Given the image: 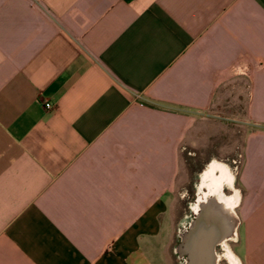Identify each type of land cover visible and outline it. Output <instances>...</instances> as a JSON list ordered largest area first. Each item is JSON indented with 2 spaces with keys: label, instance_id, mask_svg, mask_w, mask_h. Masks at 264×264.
I'll return each mask as SVG.
<instances>
[{
  "label": "crops",
  "instance_id": "obj_1",
  "mask_svg": "<svg viewBox=\"0 0 264 264\" xmlns=\"http://www.w3.org/2000/svg\"><path fill=\"white\" fill-rule=\"evenodd\" d=\"M239 76L234 253L264 264V0H0V264H153Z\"/></svg>",
  "mask_w": 264,
  "mask_h": 264
},
{
  "label": "rangeland",
  "instance_id": "obj_2",
  "mask_svg": "<svg viewBox=\"0 0 264 264\" xmlns=\"http://www.w3.org/2000/svg\"><path fill=\"white\" fill-rule=\"evenodd\" d=\"M247 91L245 77H235L226 82L220 96L206 116L205 139L199 144L187 145L182 151V166L169 215L170 227L165 232V239L159 241L160 246L152 249L153 264H188L189 256L180 252L179 248L184 244L183 235L190 230L191 222L196 217L190 204L197 197L196 184L199 181V174L211 160L228 163L236 176L235 186L239 188L238 172L242 160L245 131L249 125L246 118ZM232 192V189L226 188V193ZM236 240L227 238L226 244L239 257L242 252L241 248L236 246ZM221 241L219 239L216 242L213 240L210 242L214 243V249L222 257L220 264H229L224 256L226 249L219 244ZM210 253L208 252V255Z\"/></svg>",
  "mask_w": 264,
  "mask_h": 264
},
{
  "label": "flooded vegetation",
  "instance_id": "obj_3",
  "mask_svg": "<svg viewBox=\"0 0 264 264\" xmlns=\"http://www.w3.org/2000/svg\"><path fill=\"white\" fill-rule=\"evenodd\" d=\"M213 162L211 160L199 174L196 184L197 197L190 204L196 217L191 222L190 230L183 235L184 244L179 251L189 256L188 264H220L222 257L210 241L221 239L219 244L225 247L224 256L229 264H241L226 244L227 238L235 240L233 232L238 217L236 207H233L237 193L232 178L234 176L230 173L228 164L220 162L224 165L222 171L211 168ZM226 188L232 189L233 192L226 193ZM200 201L203 203L202 207L198 205ZM208 252L211 253L208 255Z\"/></svg>",
  "mask_w": 264,
  "mask_h": 264
},
{
  "label": "bare ground",
  "instance_id": "obj_4",
  "mask_svg": "<svg viewBox=\"0 0 264 264\" xmlns=\"http://www.w3.org/2000/svg\"><path fill=\"white\" fill-rule=\"evenodd\" d=\"M224 165L223 164H221V163H217V162H213V165H212V167L211 168H213V169H215V170H221L222 169V171H223V169H224V167H223ZM229 169V168H228ZM229 171H230V169H229ZM231 173V172H230ZM234 176V175H233ZM233 179H234V177H232ZM231 182H233V180L231 181ZM239 199H240V195H239V192L237 191V193H236V195H235V197H234V204H233V207L235 208V207H237V204H238V202H239ZM228 201V200H227ZM198 205H200L201 207L203 206V203H201V201H200V203H198ZM238 224H239V219H238V217H237V222H236V225H235V227H234V232H233V235H234V238H235V240H236V238H237V230H238Z\"/></svg>",
  "mask_w": 264,
  "mask_h": 264
},
{
  "label": "built area",
  "instance_id": "obj_5",
  "mask_svg": "<svg viewBox=\"0 0 264 264\" xmlns=\"http://www.w3.org/2000/svg\"><path fill=\"white\" fill-rule=\"evenodd\" d=\"M44 106H45L46 108H52V107H53V104H52L50 101H46V102L44 103Z\"/></svg>",
  "mask_w": 264,
  "mask_h": 264
}]
</instances>
